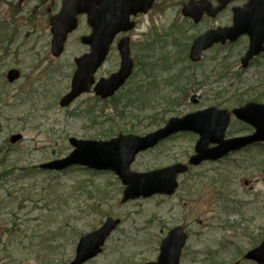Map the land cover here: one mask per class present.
<instances>
[{"label":"rangeland","instance_id":"rangeland-1","mask_svg":"<svg viewBox=\"0 0 264 264\" xmlns=\"http://www.w3.org/2000/svg\"><path fill=\"white\" fill-rule=\"evenodd\" d=\"M59 1L0 0V264H69L81 236L108 217L122 222L104 252L87 264L149 261L173 225L185 226L190 235L182 264L206 262L207 257L209 264H225L229 255H245L264 238L261 145L192 167L180 178L174 196L123 204L124 186L114 173L81 166L55 173L39 169V164L68 155L71 137L108 140L120 133L144 135L171 117L206 107L233 109L254 99L264 102V58L243 69L240 60L248 41L242 39L216 45L201 61H190L193 40L222 24L224 16L194 24L181 13L188 0H157L138 29L130 32L138 66L119 97L102 102L86 94L62 108L59 100L71 87L74 58L84 51L79 34L87 28L83 22L69 38L66 52L54 58L49 17L44 14L48 6L54 11ZM151 42L150 51L140 46ZM177 52L181 62L164 70L165 61L177 63ZM116 61L113 54L104 71ZM143 63L149 66L141 67ZM13 67L22 76L9 83L6 74ZM183 67L182 77L168 84L167 79ZM132 88L135 92H129ZM252 131L233 119L229 135ZM17 133L23 139L11 144L10 137ZM197 138L192 133L174 136L140 153L133 169L187 162Z\"/></svg>","mask_w":264,"mask_h":264},{"label":"water","instance_id":"water-1","mask_svg":"<svg viewBox=\"0 0 264 264\" xmlns=\"http://www.w3.org/2000/svg\"><path fill=\"white\" fill-rule=\"evenodd\" d=\"M222 1L223 4L217 10L231 0ZM153 2L154 0H63L62 10L51 18L53 35L51 53L57 57L63 53L67 37L77 27V16L81 13L88 14V22L93 27V33L82 38L84 43L91 46V52L76 59L77 70L73 76L72 88L61 98L62 107L69 106L79 95L90 91L95 82L94 74L106 59L115 36L120 31L133 27L130 22L131 14L146 12ZM206 6L204 1L190 0L185 5L183 13L198 22ZM262 7H264L263 0H251V6L237 8L233 26L208 31L194 41L191 48L192 58L199 60L202 51L216 42L225 43L228 39L235 41L241 35L249 34L250 46L242 59L243 66L247 67L249 62L264 50ZM119 50L122 55L120 70L96 84L95 91L102 97L113 95L133 71L129 38L122 39ZM19 77L20 72L17 69H11L7 74L10 82H14ZM232 112L238 119L253 125L256 128L255 133L246 137L225 139ZM232 112L210 107L183 117L171 118L166 126L144 136L120 134L110 140H81L73 137L70 139L73 150L67 157L47 162L41 167L60 171L70 166L81 165L97 170L114 171L126 185L123 201L140 196L147 197L154 193L172 194L178 186V175L186 172L188 165L180 162L147 172L133 171L131 165L137 155L180 131L200 134L195 147L196 153L190 158V164L194 165H199L207 159L222 158L232 151L264 141V104L250 103ZM22 137V134H15L10 140L16 143ZM210 143H215L217 146L210 148ZM119 222V219L108 218L99 230L83 236L78 246L75 264H80L98 254L104 241ZM180 234L178 230L171 231L169 237L164 240L160 256L163 264L169 262L173 264L179 256L180 248L185 241V234ZM247 257L264 264V241L249 251Z\"/></svg>","mask_w":264,"mask_h":264},{"label":"flooded vegetation","instance_id":"flooded-vegetation-1","mask_svg":"<svg viewBox=\"0 0 264 264\" xmlns=\"http://www.w3.org/2000/svg\"><path fill=\"white\" fill-rule=\"evenodd\" d=\"M211 3H212V6L213 7H217V6H219V2H218V0H211ZM248 3V0H238V1H234V2H231V3H229L226 7H224V9L222 10V11H220V13H218L217 14V16L216 17H214L215 19L217 18V17H219V16H224L223 18H224V22L222 23V24H219V25H217L216 27H225V26H230V25H232V23H233V16H234V10H235V8L236 7H242V6H245L246 4ZM50 7L48 6V8H47V11L48 12H50ZM142 16V14H139L137 17H135V21H136V24H138L139 23V21H140V17ZM83 18H85L84 16H80L79 17V26H81V24H82V22H83ZM86 28H87V30L86 31H84L83 33H81V34H79L80 36V39H81V37L83 36V35H90L91 34V32H92V30H91V28L86 24ZM125 34L124 33H120L116 38H115V41H114V43L112 44V46H111V48H110V53H109V57L107 58V61H108V59L110 58V56H112L113 54H116V56H117V59H118V61L116 62V65L118 64V62H119V65L121 64V56H120V53H119V51H118V47H117V45H118V43H119V41L121 40V38L124 36ZM130 35V34H129ZM131 37H132V40H131V42H130V45H131V53H132V57H133V59H134V61H135V66H136V64H137V60H136V58H135V55L133 54L134 53V49H133V47L136 45V42H134V37L132 36V35H130ZM147 36V34H140L139 35V37H146ZM248 38V36H243V37H241V39H247ZM140 46H143L144 48L146 47V44H141ZM84 47V51H82L80 54H79V56H81V55H84V54H86L87 52H89L90 51V48H89V46H83ZM76 58V57H75ZM73 65H74V67H75V62H73ZM118 68H119V66H118ZM118 68H112V70L110 71V70H108V71H106L102 76H109L111 73H113L114 71H116ZM102 76H100V77H102ZM97 78H100V77H98V76H96ZM248 128H249V126H248ZM227 225H228V223H227ZM99 227H101V226H99ZM98 227V228H99ZM98 228H94V229H92V230H95V229H98ZM173 229H177V230H181L182 232L183 231H185L186 230V232H187V234H188V236L190 237V235H189V233H188V231H187V229H186V227L185 226H183V225H173V226H168V228H167V232H166V234L163 236L162 235V238L160 239V241H159V246H158V248H157V253H156V256L155 257H153L151 260H149L148 262L149 263H153V264H156V263H158V259H159V257H160V254H161V245H162V242H163V240L166 238V237H168L169 235H170V233H171V231L173 230ZM114 234V233H113ZM113 234L111 235V236H113ZM179 235H181V234H179ZM264 239V238H263ZM262 239V240H263ZM261 240V241H262ZM186 247H187V244L185 245V247L183 248V250H182V253H181V256H180V260H179V263L178 264H182V261H183V256H184V253H185V249H186ZM201 253H202V251H200ZM74 256H75V254H74ZM231 255H229V256H227V259H229L230 258V260H228L225 264H243L244 262H250V263H252V264H258L257 262H255V261H250V260H247V258L243 255V256H240V257H242V258H240V257H234V256H232V257H230ZM208 260H209V258L207 257V260H206V262H205V260H202V261H197V260H195L194 261V264H209V262H208ZM241 261H244V262H242L241 263ZM147 262V261H146ZM147 262V263H148ZM70 264V263H69ZM141 264H145V262L144 263H141Z\"/></svg>","mask_w":264,"mask_h":264},{"label":"trees","instance_id":"trees-1","mask_svg":"<svg viewBox=\"0 0 264 264\" xmlns=\"http://www.w3.org/2000/svg\"><path fill=\"white\" fill-rule=\"evenodd\" d=\"M108 136H113V135H108ZM108 136H106V137H108Z\"/></svg>","mask_w":264,"mask_h":264}]
</instances>
